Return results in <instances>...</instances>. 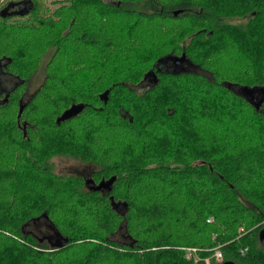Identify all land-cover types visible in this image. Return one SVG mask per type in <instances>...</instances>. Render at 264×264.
Returning a JSON list of instances; mask_svg holds the SVG:
<instances>
[{"label":"trees","instance_id":"obj_1","mask_svg":"<svg viewBox=\"0 0 264 264\" xmlns=\"http://www.w3.org/2000/svg\"><path fill=\"white\" fill-rule=\"evenodd\" d=\"M50 4L0 0V264H264V0Z\"/></svg>","mask_w":264,"mask_h":264},{"label":"rangeland","instance_id":"obj_2","mask_svg":"<svg viewBox=\"0 0 264 264\" xmlns=\"http://www.w3.org/2000/svg\"><path fill=\"white\" fill-rule=\"evenodd\" d=\"M45 3L49 6L51 5L50 0H45ZM238 21L240 20L238 19ZM42 59H43L42 60V64H43L44 61L47 59V55H44ZM160 66H162L160 68L167 67L165 63ZM188 67H191V65L188 64ZM204 74L206 73L204 72ZM42 78H43V72L41 69H39L30 77L29 87L26 95H29L41 83ZM15 79L16 78L13 75L7 72H2V70H0V89L2 90L9 89L11 85L15 82ZM138 87L143 88L146 86L140 84ZM234 88L238 92H241L243 94L253 93V90H247V89L245 90L244 88H237V87ZM255 94L257 95L256 92ZM52 161L55 164V171L57 172H62V173L77 172V173L87 174L90 169V165L84 163L83 161H80L79 159H75L68 156H61V155L54 156L52 158ZM25 230L32 232L38 238L42 237V239H39L40 241L47 238V236H50L51 238H55L56 236L55 230L52 228L50 223L44 217H39L37 220H34L33 222H29V224L25 227ZM117 238L119 239L120 237Z\"/></svg>","mask_w":264,"mask_h":264},{"label":"built area","instance_id":"obj_3","mask_svg":"<svg viewBox=\"0 0 264 264\" xmlns=\"http://www.w3.org/2000/svg\"><path fill=\"white\" fill-rule=\"evenodd\" d=\"M241 229L242 228L240 227L239 230H241ZM182 248L184 250V255L186 258L192 259L194 261L200 260V257L198 256V253H197V251L200 248L195 247V246H184ZM211 257L218 262H221L223 260V254L221 251L220 244H217L216 246L213 247ZM203 261H204V264H208L209 257H204Z\"/></svg>","mask_w":264,"mask_h":264},{"label":"water","instance_id":"obj_4","mask_svg":"<svg viewBox=\"0 0 264 264\" xmlns=\"http://www.w3.org/2000/svg\"><path fill=\"white\" fill-rule=\"evenodd\" d=\"M65 115L66 114L64 113L63 116H65ZM259 239H260V242L262 243V245L264 246V228L261 229L260 232H259ZM223 264H235V263L232 262V261L227 260V261H224Z\"/></svg>","mask_w":264,"mask_h":264}]
</instances>
